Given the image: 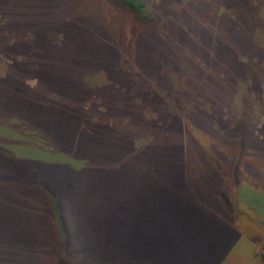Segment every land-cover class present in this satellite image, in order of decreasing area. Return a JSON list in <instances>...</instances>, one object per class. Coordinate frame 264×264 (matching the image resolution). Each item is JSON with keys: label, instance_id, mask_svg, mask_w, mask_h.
Segmentation results:
<instances>
[{"label": "rangeland", "instance_id": "374dc122", "mask_svg": "<svg viewBox=\"0 0 264 264\" xmlns=\"http://www.w3.org/2000/svg\"><path fill=\"white\" fill-rule=\"evenodd\" d=\"M142 1L144 23L118 0H57L56 10L54 0H0V264H134V253L149 252V234L175 219L176 229L198 224L195 213L180 207L176 191L163 216L160 194H145L142 204L147 190L136 187L148 177L162 184V165L153 175L146 172L156 168L148 151L164 146L165 138L175 142L162 131L173 118L185 130L192 101L211 114L213 93L229 97L233 109L220 114L227 140L214 142L228 152L223 202L204 212L216 229L200 247L184 246L176 230V264H264V0ZM234 28L250 43L237 48L234 62L242 64H223L213 51L205 61L215 31L224 43L229 29L236 40ZM33 30L36 43L28 50L34 51L23 58L19 38L33 40L27 34ZM215 60L228 76L222 80L218 73L214 85L203 77ZM34 64L44 67H37L43 76L26 72L24 92L40 88L39 95L22 97L16 70ZM55 179L65 193L62 231L47 191ZM132 195L140 197L127 210ZM152 196L155 222L138 225V212L150 207ZM90 219L93 224L85 222ZM98 225L107 235L102 250L88 233Z\"/></svg>", "mask_w": 264, "mask_h": 264}, {"label": "trees", "instance_id": "16d2710c", "mask_svg": "<svg viewBox=\"0 0 264 264\" xmlns=\"http://www.w3.org/2000/svg\"><path fill=\"white\" fill-rule=\"evenodd\" d=\"M121 4L125 6V8L137 15V19L140 23H144L149 21V17H145L144 14V7L145 4L142 0H118ZM57 0H54L53 2V10L57 9ZM70 3V2H69ZM72 2L70 3V5ZM69 5V4H68ZM60 6V5H59ZM73 6V5H71ZM69 6V8L71 7ZM74 15V14H73ZM77 17V15H74ZM79 18V17H77ZM28 22L31 24H38L34 19H28ZM74 22V21H72ZM74 27L76 28L75 22L73 23ZM230 25H234L230 24ZM37 30V29H36ZM36 30L28 31L27 34H30L31 36H34L33 40H27V38H19L20 43L19 46L24 45L26 47L25 50L21 51L25 58L26 54H30L34 51L28 50V45L36 43ZM234 32L236 34V40L233 38V31L231 29L228 30V36L226 38V41L223 43L221 41V38L219 34L215 31L214 38L209 43L208 50L206 51V56H204V60L211 61V53L213 51L214 59L218 57L219 59L217 61H224L223 64L228 60L230 61L235 68L240 66L242 64L240 61L238 63L234 62V58L237 55V48L240 47L241 49L247 50L248 45H250L249 42L246 41V37L243 35L242 30H239L238 34V28H234ZM38 33V32H37ZM19 35V34H18ZM23 36V35H21ZM28 36V35H27ZM17 40V38H15ZM63 40V37L61 38V42ZM14 41V39H11L8 42V48L7 50L12 51V47H10V42ZM205 41V40H204ZM60 42V43H61ZM223 44H222V43ZM236 43H240V45H236ZM49 42L47 43V45ZM162 44V43H160ZM230 44V45H228ZM15 45V41L13 46ZM158 45V44H155ZM206 46V42L203 44ZM233 45V46H231ZM222 48V49H221ZM239 49V48H238ZM208 52V53H207ZM210 53L209 57L207 56ZM223 55L225 57H223ZM56 58V56H54ZM217 61L215 60V63L213 62L212 68H210V72L207 75V77H203L204 81H209L210 84L215 85V75L218 73L220 74L219 67L217 66ZM25 65L23 62L21 63ZM35 66L34 68L29 67H22L19 65L18 69L16 70L17 75L19 76V83H18V89L22 97H27L28 95H32L31 97L38 96L39 95V89H33L32 91L24 92L26 89H24V83L23 79L24 76L27 74L28 76H35V77H42L43 72L38 71L37 67H42V65ZM222 68V67H221ZM37 70V72H36ZM223 70V68H222ZM237 70V69H236ZM27 72V73H26ZM26 73V74H25ZM194 73L197 75L199 72L197 70L194 71ZM210 73H212L210 75ZM5 75V73H4ZM212 76V82L210 77ZM227 72L223 70V73L220 74V79H227ZM260 76V75H259ZM203 78L200 79V81H203ZM260 78V77H259ZM39 86V85H38ZM37 86V87H38ZM198 86V83H197ZM40 87V86H39ZM84 87V86H83ZM215 87V86H210ZM86 90V88H83V91ZM213 91V89H211ZM0 92V96H1ZM192 94H190L189 98L187 97L185 99V104L192 101ZM212 96L211 99H209L210 104V110L211 114H208V109L203 107H196L198 104H196L194 101L190 103L191 106L189 109L184 108L186 112V128L182 127H176V118H173L171 121H169L167 124L168 127L165 126V129L162 132H166V130H169L171 133V138L169 140H174V143H170L168 139H164L166 143L164 146H158L157 149H153L150 152L148 151L149 157L154 156V160H156L153 164H155L156 168L153 170L150 167L146 171L147 174H154L156 171H158V165H162V174L164 176V180L162 184L158 185L156 184L155 178L148 177L147 182L142 183L141 186H137L138 189H145L147 190L141 197L137 195H132L127 198L126 201V209H129V204L133 199H137L140 197V203L143 204V200L145 201V194L150 195L151 192L156 194H160L163 202V211L161 214L163 216L168 215L169 213V205H170V197L173 195H176V193L179 195V202L182 203L180 207L189 210L197 215V217L194 219L198 222L193 228H191V225H188L186 228H177L176 229V219L173 223H169L165 226V230H160L157 233L149 234L147 239V244L145 245V248L147 251H149L146 255L141 254L138 255L134 253V256H137L138 258H134V264H176V230L178 231V236L184 243V246L191 245L194 247H200L210 236V234L216 229V226L206 222L205 219V213H210L209 209L213 208L216 203L223 202V193L221 190H224L225 187V179H224V172L225 168L223 167V164L226 163L228 155L227 150L224 148L223 150L219 147V145L214 143L215 141L219 139H226L227 140V131L226 127L222 125V120L224 121L223 117L220 116L221 111H224V108H227L226 111H233V109L230 107V98L229 97H218L220 94H210ZM109 97V95H108ZM191 98V99H190ZM246 98H250V96H246ZM1 99V98H0ZM107 100V97L104 98ZM255 101V98H253ZM251 107L252 104L249 103ZM244 106V104H243ZM114 108H110L109 111H113ZM116 111H119L117 109ZM235 111V110H234ZM246 111V110H243ZM137 116V114H136ZM139 117H141L139 115ZM139 131V129H137ZM143 128L141 129V131ZM183 130V132H182ZM145 131V129H144ZM219 131V133H218ZM241 131V139H243L244 132ZM230 132V131H229ZM183 135L185 137H183ZM213 137V139H212ZM159 140L162 139L161 136L158 137ZM163 140V141H164ZM150 147V146H149ZM148 149V147H146ZM159 157L162 158L163 162H159ZM236 163L242 160L243 153L240 151L236 154ZM161 160V161H162ZM65 173L68 175L70 171L72 174L77 176V172L73 170L72 167H70L69 164L59 163ZM161 168V167H160ZM161 169V170H162ZM67 170V171H66ZM176 177L178 178L176 181ZM176 182L178 184H176ZM54 184L51 189H47L48 194L51 195L50 197L54 199V210L56 215L59 218L58 226L59 230L62 231L63 226V215H62V208L65 206L64 204V191H62L59 187L60 182L59 179H55ZM68 184V183H67ZM68 188L72 189V185L69 183ZM177 186V188H176ZM173 191H176L175 194L171 193ZM179 191V193H178ZM221 196L219 199L218 197ZM156 197L152 196V198H148V202L150 204V207H148L144 212L139 211L136 223L143 224L145 223L146 226L148 223L154 224L155 222V216H154V200ZM146 202V201H145ZM105 224H107V219L105 217H101ZM85 220L86 223L93 224V221ZM124 222V221H123ZM121 221H117L116 224H120ZM124 225V224H123ZM188 232L187 236L185 235ZM89 234H92L96 237H98L100 240L98 241L96 248L97 250L104 249V245L107 244L105 242H100L103 236H107L100 225H98L95 229L88 232ZM87 235V234H86ZM84 235L78 242L79 246H82V243L85 244V236ZM136 237V236H135ZM134 238V246H139V243L137 245V239ZM186 239H183V238ZM62 240V248L66 250L67 242L65 241V237L63 236ZM66 240H69L66 238ZM64 242V243H63ZM74 244L75 242L72 241ZM186 242V243H185ZM137 245V246H136ZM75 245H73V248ZM154 248H158L157 252H153ZM151 256H155L152 258ZM139 259L142 261L139 262ZM122 262L118 263L121 264ZM62 264H68V262H64Z\"/></svg>", "mask_w": 264, "mask_h": 264}]
</instances>
